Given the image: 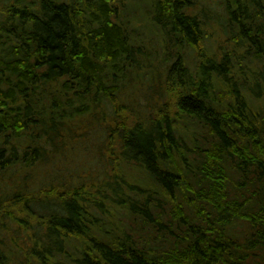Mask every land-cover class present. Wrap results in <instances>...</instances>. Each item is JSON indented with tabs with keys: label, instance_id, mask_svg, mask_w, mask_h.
<instances>
[{
	"label": "trees",
	"instance_id": "1",
	"mask_svg": "<svg viewBox=\"0 0 264 264\" xmlns=\"http://www.w3.org/2000/svg\"><path fill=\"white\" fill-rule=\"evenodd\" d=\"M0 264H264V0H0Z\"/></svg>",
	"mask_w": 264,
	"mask_h": 264
},
{
	"label": "rangeland",
	"instance_id": "2",
	"mask_svg": "<svg viewBox=\"0 0 264 264\" xmlns=\"http://www.w3.org/2000/svg\"><path fill=\"white\" fill-rule=\"evenodd\" d=\"M144 8V7H143ZM141 91V90H140ZM112 159H114V157L112 158ZM107 170H108V168H107Z\"/></svg>",
	"mask_w": 264,
	"mask_h": 264
}]
</instances>
